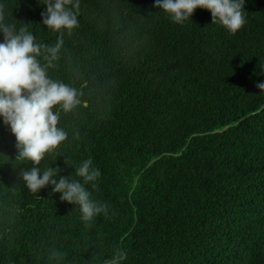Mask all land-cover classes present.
<instances>
[{
  "label": "trees",
  "instance_id": "obj_1",
  "mask_svg": "<svg viewBox=\"0 0 264 264\" xmlns=\"http://www.w3.org/2000/svg\"><path fill=\"white\" fill-rule=\"evenodd\" d=\"M45 44L43 0H0ZM51 78L81 103L60 112L67 139L39 167L100 171L92 222L51 185L31 192L34 165L0 119V264H264V0H246L235 35L196 9L173 23L155 0H79ZM3 35L0 34V42Z\"/></svg>",
  "mask_w": 264,
  "mask_h": 264
},
{
  "label": "clouds",
  "instance_id": "obj_2",
  "mask_svg": "<svg viewBox=\"0 0 264 264\" xmlns=\"http://www.w3.org/2000/svg\"><path fill=\"white\" fill-rule=\"evenodd\" d=\"M43 26L59 33L54 44L39 41L30 26L17 24L0 3V119L9 126L17 141L19 160L34 165L22 173L21 180L33 193L51 185L60 200L79 206L80 218L86 224L100 214H106L108 205L92 198L85 187L94 188L100 171L86 159L75 166V176H60V169L39 167L46 155L52 153L67 139V133L58 127L60 112L68 113L80 103L78 90L63 81L51 78L49 69L60 58L63 35L78 27L79 0H43ZM154 7L175 24L191 21L196 9H206L212 24L221 25L235 35L246 24V0H155ZM264 69V66H260ZM264 94V81L256 83ZM63 264L64 253L57 252ZM126 253L116 249L104 264H122Z\"/></svg>",
  "mask_w": 264,
  "mask_h": 264
}]
</instances>
